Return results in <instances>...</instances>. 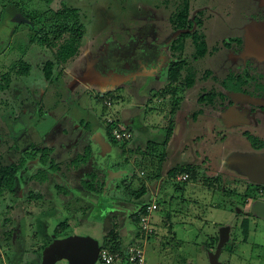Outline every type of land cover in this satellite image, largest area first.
Wrapping results in <instances>:
<instances>
[{
	"label": "rangeland",
	"instance_id": "374dc122",
	"mask_svg": "<svg viewBox=\"0 0 264 264\" xmlns=\"http://www.w3.org/2000/svg\"><path fill=\"white\" fill-rule=\"evenodd\" d=\"M36 2L31 1L27 6L28 10L35 9L37 6L43 7L42 4L38 5ZM157 2H161V0H54V5L66 4L78 8L81 19L86 26L82 45L83 54L66 65L59 64L56 66L54 74V80L58 81L56 84H51L50 80L45 78L43 70L46 62L53 59V53L45 52L43 51L45 49L41 47L30 45L28 36L31 34L30 27L22 24L16 29L19 23L13 21L14 17L12 19L5 17V12L1 15L0 27L3 28L0 29V50H6L0 55V70H7L6 68L10 67L14 61L22 58L24 54L26 55L25 60L32 67L30 75L23 77L21 81L19 80L17 86H13L14 90H11L4 97L7 99L5 103L10 101L13 106L8 109L4 107L5 110H3L1 108L4 103L1 104L0 101V124L4 117L8 119L10 116L22 113L31 114L30 117L22 116L12 126V134L17 136L19 133L15 131L19 130L20 127V137L25 140L17 141L14 136H10L13 144H15L13 150L8 153L11 160H18L22 155L21 148L29 142H37L40 139L38 145L41 146L47 141L54 143L53 145H59L61 141H64V131L68 130L70 135H74L71 139L72 142L76 139L73 143L68 141V144H65L66 150L60 158L61 162H64L65 159L70 160V158L80 159L82 162L79 168L73 170L74 167H72V172L68 170L66 184L70 190L72 182L80 183V176H85L94 171L103 173L101 166L106 169L109 168L110 172H114L113 175L115 172H122L120 176L108 180L104 193L100 195L101 198L84 189V195L80 191H78L79 195L67 193L68 195L65 197L67 202L64 204L61 198L51 201L50 194L57 198V190L50 187L46 189L47 192L44 193L42 201L37 202L34 199H28V190L22 191L21 186L25 183L23 181L20 182L21 186L15 193L9 191L1 193L0 219L11 212L8 210V206H14V218H21V223L25 224L24 228H26L22 235V252L19 250L20 256L21 254L22 256L18 264H43L45 253L54 232H56L55 227L62 222L61 215H55L51 212L54 208L59 209L58 206H62L68 217L65 216V218L73 224L72 228L77 235L81 237L91 235L101 241L104 236L116 228L122 233L124 241L127 243L134 239L137 231L129 213L138 210L143 202H148L149 205L154 202L159 203V209L151 215V233L146 235L147 242L141 244L145 247L148 264H210L209 251L207 250L209 247L206 246V243L211 244V237L217 235L219 227H222L223 224H227L225 227L230 231L233 227L239 226L246 238L257 229L254 218H237L234 209L235 203L233 201L229 203L224 194H218L219 191L213 194L209 193L207 187L201 182H190L183 185L184 181L178 179L180 186H186L184 190H181L175 185L176 182H171L168 179L167 175L171 168L191 164L197 166L202 175L213 177L211 178L213 184L217 183L215 180L218 178H220L218 182L236 178L237 176L234 174L228 175L233 171L228 163L230 157L238 155L239 152H254L258 146L255 136H259V140L264 138V134L262 135L255 130L249 131L251 136H244L241 132L242 129L240 131L239 129L225 128V122L222 120V117L226 115L225 112L219 113L217 110L214 112V109L209 110L206 105L203 104L202 106L198 102L199 96L205 91L217 92L222 90L224 92L226 88H239L236 86V82L232 81L231 75H236V73L231 70V59L227 56L229 55L227 51L223 50V46L225 42L234 46V40L243 37V26L256 19L257 7L259 3L263 7L264 0H191L192 10H204L205 15L209 16L205 25L209 48L212 50L216 45L219 48L217 52H213L214 50L208 52L199 61H194L192 49H187L186 54L190 56L189 59L192 60L193 67L198 71L196 85L181 92V107L177 108V112L173 115L169 108L170 100L168 97L160 99L161 97L157 96L152 99L153 101L151 100L152 102L150 101L149 105L146 106V109L148 107L147 114L140 109L136 118L138 123L135 122V119L133 120L131 137L126 140V154L121 157V144L116 145L112 142L109 143V141L103 143L102 140H99L101 133H104L106 129V120L112 121L114 118H118L117 115L122 116L125 109H137L139 106L141 108L145 104L146 97L150 94L153 96L154 90L156 93L168 83L164 77L155 79L152 85L144 87L143 94L146 92V95L130 92L133 94L130 96L127 91L128 87L122 84L127 83L140 72H137L136 67L131 74L124 75L123 68L132 66L131 61H133L128 62L124 57L128 56L129 49H133V47L131 48L129 42L119 43L114 38L124 40L131 36L130 41L133 42L134 38L136 40L138 36L147 38L151 35L152 43L149 45L146 42H140L139 46L141 47L138 50L137 58H131L140 62L142 67L144 66L143 68H147L145 63L151 64L153 62L147 61V59L154 58V54L157 53L160 57L164 56L165 54L161 52L160 48L154 45L168 41L171 28L169 15H171L173 5L166 8L165 5L155 6ZM2 5L3 2L0 0V10L3 9ZM166 16H169L167 20ZM44 19V16L38 17L35 22ZM176 34H178L176 31L172 32L169 38ZM252 40L253 36L250 43ZM98 44L102 45L99 50L102 52L100 57L102 64L109 68L113 77L119 80V83L117 81L118 84L109 80V75H105V79L102 78L104 75H94L96 73L92 71L93 67H100L97 61L99 51L90 52V47ZM253 44L255 45L254 41H252ZM123 48L128 50L123 51ZM28 49L29 51H27ZM85 53H89V55L83 59ZM180 56V52H175L176 58ZM116 58H121V62L124 63L120 66L117 65L120 59ZM164 60H167V56H164L161 62L164 63ZM82 62L85 63L83 68L87 66L86 63L89 64L85 77L82 79L85 83L82 81L75 83L76 73L78 75L83 73ZM242 66V64L239 66L240 71H244ZM113 68H117L116 75L112 72L114 71ZM203 73H210V77L204 79ZM16 81L18 82V79ZM226 82L227 84H225ZM119 85H122L123 88ZM153 86L154 90H152ZM115 87L120 88L118 92L121 96L124 94L126 96L114 102L112 107L107 106L105 108L106 105L110 106L107 104L109 103V92H112ZM54 89L56 91L58 89L62 95L57 99L52 98L50 101L56 100L59 103L62 99L63 105H69L67 107L69 110H67L70 113H66L67 122L59 119V115L62 114L61 111L49 109L48 105L42 110L39 109L38 105H34L33 99L39 100L46 90L48 93L53 92L54 94L56 92ZM97 97L103 100L101 99L100 102L96 100ZM1 99L2 96L0 95ZM238 104L241 103L235 104L231 111L237 110ZM242 104L247 105V103ZM201 109L205 112H201ZM198 110L199 114L195 117L194 114ZM37 112L39 114L47 112V117L55 119L53 125L48 126L49 123L47 124L48 120L46 119L37 124L39 118V116L35 118ZM33 116L35 122H33ZM170 119L173 120L174 125L172 127L175 128V132L168 142L167 160L162 169L163 177L158 181H149L148 193L141 200H136L132 192L139 189L143 178L134 177L132 184L130 176H128L134 171V164H137L138 154L134 153L133 150L138 146L146 147L149 140L158 141L159 144L163 145L162 142L167 139L168 134L164 124L166 121L170 122ZM34 124H37V130H31ZM44 129L48 133L42 131ZM24 131H28V137L23 136ZM2 137L0 134V140ZM98 142L101 144L99 145ZM87 149L91 150V155L85 162L84 156ZM98 151L101 153L100 156L97 154ZM4 162L8 163L9 161ZM36 165L40 166L41 163H36ZM145 171L137 168L135 172L143 177ZM106 180L107 177H105ZM28 184L33 185V182L29 181ZM51 184V182H45V184H38V187L50 186ZM59 185L64 186V183H59ZM75 192L77 191L75 190ZM42 194L43 192L38 193V195ZM181 195L182 197H180ZM47 199H50V202ZM27 200L31 202L28 201L27 203ZM23 202L26 204L25 206ZM18 203L20 207L17 208ZM49 204H54V206L51 207ZM143 225L142 222L138 226L142 228ZM11 226L13 224L10 223V226L7 227L10 228ZM257 230L261 234V242L264 233L260 229ZM9 231L7 230L6 233ZM262 241L264 244V238ZM228 242L229 240L225 241V245ZM24 249H26L25 254ZM261 249H264V245H261ZM27 251H31V254L28 252V255ZM247 258L249 257L246 254L240 253L238 257L237 253L232 259V264H248L242 261ZM248 260L252 264H257L252 258ZM95 264L102 263L98 259Z\"/></svg>",
	"mask_w": 264,
	"mask_h": 264
},
{
	"label": "trees",
	"instance_id": "16d2710c",
	"mask_svg": "<svg viewBox=\"0 0 264 264\" xmlns=\"http://www.w3.org/2000/svg\"><path fill=\"white\" fill-rule=\"evenodd\" d=\"M3 2V9L0 10V17L5 12L6 16L10 19L13 17V21L15 23H19L16 26V29L22 25L25 24L27 27H30L31 34H29V42L31 46H38L45 50V52H52L54 57L51 60H48L43 68L44 75L47 80H50L51 84H56L58 81L54 80V74L55 69L57 65L61 64H68L71 60L76 59L77 57H80L83 54L82 51V45H83V38L86 33V26L85 23L82 21L80 16V11L76 7H70L66 4L62 5H54V0H1ZM31 1H37L36 3L42 4L43 7H36L35 9L28 10V5ZM6 3V4H5ZM45 4V5H44ZM54 6H53V5ZM165 5L166 7H170L173 5V9H171V15L169 26L170 28V34L174 31L179 30H186L180 34H176L172 36L166 43L159 44V46L166 51L167 60L162 63L161 57L156 53L154 54V58H149L147 61L151 60V64H147V68H143L142 64L138 62L135 59L131 58H137V54L139 53V49L141 46H139L138 42L135 44L133 49H129V52L127 53L128 56L124 57L127 59V61H131L132 66H128L126 68H123L124 75L127 76L132 73V70L137 67L138 75L134 78V85L132 88L127 89L130 96L136 93L142 95H146V92L143 94L144 87L152 85V82L155 79H161L164 77L167 79V84L164 87H161L159 90H154V86L152 87V90H154L153 96L150 94L148 97L144 100V105L140 106L137 109H125L122 116H118V118H114V120H106V129L104 133H101L102 136H104L106 141H109L119 145L121 144V153L120 157L123 154H126V147H127V138H124L123 140H118L116 138V133H124V132H132L134 125V119L136 122V118L138 115V112L144 110L146 114L148 113V107L146 109V106L149 105V102L156 98L157 96H160V99H163L165 97H168L170 100L169 108L171 109L172 115L177 112V108L181 107L182 99L180 97V94L182 91H185L186 88H192L196 85L198 80V71L193 67L192 60L189 59L190 56L186 54L187 49H192V56L194 61H199L201 58L205 57V55L208 52H217L218 45L214 46L216 48L210 49L208 42H207V34L205 31V25L206 21L209 19V16L205 15L204 10L195 11L191 9V0H161V2H157L155 6ZM13 8V10H12ZM14 11V12H13ZM44 16L45 19L42 21L35 22L38 17ZM169 16H166L169 18ZM25 17V18H23ZM31 20V21H30ZM3 27L1 26L0 29ZM128 40H131V36H128L126 39L122 40L123 42H127ZM135 40V38H134ZM133 40V41H134ZM155 41V40H154ZM235 44H237L236 49H241L242 45L244 44V38L241 37L240 39L234 40ZM228 42L224 43V46H227ZM102 45L98 44L94 47H90V51H96L97 49L101 48ZM6 49L0 50V55L5 52ZM42 50V49H41ZM124 50H128L123 48ZM29 51V49L27 50ZM175 52H180L181 56L176 58ZM89 55V53L84 54V58ZM25 54L22 58L14 61L10 67L6 68L7 70H0V95L2 96L1 104L4 103V106L1 108L3 110L5 108H9L13 106V103H5L7 102V99L4 98L5 95L9 94L11 90H14L13 86L19 83V80L21 81L23 77L29 76L31 72V64L25 60ZM117 59V58H116ZM120 61H122L121 58H119ZM126 61V63H127ZM159 61V62H158ZM124 62H120V64H123ZM191 63V65H190ZM87 64V63H86ZM83 65L85 63H81V66L83 68ZM86 67L82 69V72L84 73ZM104 73L105 70L102 68H99ZM122 71V70H121ZM82 73V74H83ZM166 74V75H165ZM233 77L234 82H236V86H239V88L244 85L248 84L250 81L247 78H244L241 75L236 76L231 75ZM210 77V73H203V78L207 79ZM230 77V76H229ZM18 79V82L16 81ZM230 79V78H227ZM84 81V80H83ZM16 82V83H15ZM132 79L127 82V84H122L124 86L128 84H132ZM227 84V82L225 83ZM122 85H119L122 87ZM17 86V85H16ZM123 88V87H122ZM238 89H228L225 90H239ZM120 88L115 87V89L112 92H109V105H106L105 108L112 107L114 105V102L119 101L121 98H125L126 96H121L118 92ZM55 90V89H54ZM215 91V92H208L205 91L199 96L198 102L204 105H206L210 109L219 110L221 105H223V102L226 101V91ZM56 91V90H55ZM62 92H60L58 89L56 92L48 93V91H44L41 98L38 100L33 99L35 101L34 105H38L39 109L46 108L47 105L49 106V109L61 111V115H59L60 120H68V117H66V113H70L68 110L69 105H63L62 99L58 102L56 100L54 102L50 101L52 98L57 99L60 97ZM56 94V95H55ZM128 96V97H130ZM152 96V97H151ZM26 97V95H25ZM31 97V96H30ZM102 98L97 97L96 100L102 101ZM159 99V100H160ZM153 101V100H152ZM151 101V102H152ZM61 106V107H60ZM201 106V107H202ZM145 107V109H143ZM68 109V110H67ZM43 110V109H42ZM201 112H205V110L201 109ZM5 112V111H4ZM131 112V114H130ZM200 112V113H201ZM170 113V112H169ZM64 114V115H63ZM130 114V115H129ZM199 114V110L195 112L196 115ZM25 116H31L29 113H22L16 116H10L8 119L3 118L2 123L0 124V134L3 136L0 140V194L4 189L6 191L16 192L19 189V185L16 186V178L17 173L19 171L20 165L14 164L12 162L5 163L4 159L5 154L8 151L7 148L5 149V146L10 145L11 142H9L10 136H14V139L18 140H25L23 137H20V127L19 130H16L15 132L18 135L15 136L12 134L13 130V124L17 122L20 118ZM37 124H40L42 121L48 120L47 124L48 126L53 125L55 119H50L47 117V112H44L39 114V112L36 113L35 118L38 117ZM35 118L33 116V119L35 122ZM171 120V119H170ZM142 122L141 120H139ZM138 123V122H136ZM135 123V124H136ZM143 123V122H142ZM37 124H34L33 128L31 130H37ZM90 125V123H87ZM143 125V124H142ZM173 120L166 121V124H164L166 130H167V139L162 142L163 145L159 144L158 141L155 140H149L147 141V146L142 147L138 146L136 149L133 150L134 153L137 155V164H134V171L132 173H129L131 183L133 184L134 179L136 177L143 178L141 179L140 187L138 190H134L132 192L133 197L136 200H141L143 196H145L149 189H148V182L149 181H155L162 179V169L163 165L167 160V146L168 142L170 140L171 135L175 132V128H173ZM48 131L46 129L42 130ZM41 131V132H42ZM133 135V134H132ZM23 136H29L28 131H24ZM64 139L66 142L67 139H72L74 135H70L68 130H65L63 133ZM122 141V142H120ZM7 142V144H6ZM40 143V139L37 142H31L28 143V147L31 149L32 147L38 145ZM161 143V142H160ZM37 152L40 151V149L36 150ZM9 152V151H8ZM100 156V151L97 153ZM91 155V150L87 149V153L84 156L85 162L88 161L89 157ZM43 160L40 162L45 165L48 164L49 156L44 152V155L42 156ZM52 163H54V160H50ZM82 162L80 159H76L71 163H64V167L61 166V164H51V166L48 167V169H40L35 174H32L29 176V180L36 181L37 183L42 184L44 181H47L51 178V180H54L57 176L61 175L62 182L64 183V186L59 185V181L55 179L57 182L56 189L62 190L63 197L68 195L67 193H72L73 195L78 194V191L81 192L82 195H84V189L89 191L90 193L94 195H98L99 198H101V194L104 193L105 187L108 185V180L114 179V177H117L118 175H121L120 172H110L109 168H103L101 166V169L103 173L98 172H90L87 173L85 176H80V183H73L71 184V190L68 188V185L66 184V178L68 174V170H71L72 167L73 170L79 168L80 164ZM139 170H146L145 176L141 177L139 176L135 171L136 169ZM113 173V174H112ZM181 174H189V180L186 182H183V185H187L190 182H201L203 185L209 186L212 183L211 177H207L205 175H202L199 168L195 165L187 164V165H180L174 168L169 169L168 171V179L171 182H176V186H178V189L184 190L186 186H180L179 182L177 181V177ZM105 177H107V180L105 181ZM135 177V178H134ZM22 179H25V177H22ZM220 178L216 179L215 181H219ZM211 182V183H210ZM54 189V188H53ZM75 190L77 192H75ZM79 195V194H78ZM67 202V200H66ZM149 206V203L143 202L141 207L136 210L129 213L132 217V223L137 228V231L135 232L134 239H131L127 243H125L124 238L122 236V233H120L116 228L109 232L108 235L104 236L103 240L100 241V247L102 249L108 248L113 253H122L123 256L126 255V251L128 250L129 246L132 245H141L142 241L146 237V231L140 228L138 225L141 223V219L144 215L147 214V208ZM127 213V212H126ZM66 218L67 215H65ZM65 218V217H64ZM62 219V222L59 223L58 227L56 228V232H54V235H60L63 232L72 229V223L69 221V219L64 220ZM53 238L51 239L52 242ZM211 243L215 244L218 239L217 237H211ZM47 245V244H46ZM206 246L210 247V244L206 243Z\"/></svg>",
	"mask_w": 264,
	"mask_h": 264
},
{
	"label": "flooded vegetation",
	"instance_id": "af4514ba",
	"mask_svg": "<svg viewBox=\"0 0 264 264\" xmlns=\"http://www.w3.org/2000/svg\"><path fill=\"white\" fill-rule=\"evenodd\" d=\"M256 19L253 21V24H257L254 26H250L248 28L249 24H246L243 26L244 30V44L242 45L241 49H236L237 44H228L227 46H223V50L227 51V56L230 57V62L232 64V72L236 73V76H239L242 74L244 78H247L250 82L248 84L242 85L239 90H225L226 91V101L223 102V105H221L220 109L217 110L219 113L225 112L226 115L223 116L222 120L225 122L224 127L225 128H231V130H237L239 129L244 136H251V133L249 132L250 130H255L256 132H260V134H264V5L263 7L259 3L256 11ZM250 22V21H249ZM259 23V24H258ZM254 31V33L252 32ZM252 32L253 40L255 45H252V41L250 43V39L248 38V34ZM151 34V33H150ZM172 34V33H171ZM168 35V40L172 37L169 38ZM151 36V35H150ZM136 37L135 41H130L128 40L131 44V48L135 46L138 42H146L147 44H151V38L152 37ZM116 40H118L119 43H122V40L117 39L114 37ZM138 38V39H137ZM166 43L164 41L162 44ZM156 47L160 48L161 52H163L166 55L165 49L161 48L159 44L155 45ZM102 48V47H101ZM101 48L97 49L96 51H99ZM222 50V51H223ZM91 52V51H90ZM121 53V52H120ZM102 52L99 51L97 55V61L98 64L100 65L97 66L98 68H102L105 70V74L109 75L110 78L114 79V77L111 75L109 68L105 67L104 64H102V58H100L102 55ZM163 54V55H164ZM164 55V56H165ZM164 56H161L163 58ZM99 58V59H98ZM119 59V58H117ZM228 60V58H227ZM120 60L117 65L120 64ZM165 62V60H164ZM163 63V62H162ZM243 65V70H239V66ZM89 67V64L87 63L86 70ZM111 68V67H110ZM236 68V69H235ZM114 74L116 75L117 73V68H113ZM111 69V70H113ZM102 71V70H101ZM103 72V71H102ZM119 73V72H118ZM85 77V71L84 73H76V82L77 81H82V79ZM105 77V75H104ZM136 77V76H135ZM134 77V78H135ZM134 78L132 79L133 83L126 85L129 88H132L134 85ZM85 83V82H84ZM127 84V83H126ZM130 90V89H129ZM237 107H239L237 110L232 109V107L237 104ZM242 103H247V105H243ZM210 110V108H209ZM214 112L215 109H214ZM83 134V133H82ZM255 134V133H254ZM50 139V138H49ZM48 139V140H49ZM66 139V138H65ZM64 139V141H65ZM76 139V138H75ZM74 139V140H75ZM255 139L258 141L257 143V150L254 152H248V153H258V154H263L264 153V138H261L259 140V136H255ZM73 140V142H74ZM61 141L59 145H53L54 143H49L48 141L46 144L43 146L41 145H36L32 147L31 149L28 147V144H25L22 150V155L18 160H11V157H9L8 153L12 151L15 147L14 142L9 140L11 142L10 145L7 144L5 146V149L7 148L5 158H3L5 161L12 162L14 164L20 165L19 171L17 173V178H16V186L19 185L21 186V181L25 182L22 187V191H29V197L28 199H34L35 201L39 202L40 200L42 201L43 195L46 191V189H49L50 187L54 190L56 189L57 181L58 183L62 184V179L61 175L57 176L54 180L48 179L47 181H44L42 184H45V182H51L52 184L50 186L44 185L42 187H38V184L36 181H33V185L28 184L29 181V176L32 174H35L38 172L40 169H48L51 164H61V166H65L64 163H71L74 161V159L68 160L65 159L64 162H61V157L66 150L65 144H68L69 142H72L71 139H67L66 142ZM72 142V143H73ZM31 143V142H29ZM37 149H40V151H36ZM44 152L49 156L48 159V164L43 165L40 161L43 160V155ZM242 153V152H239ZM40 159V161H39ZM54 160V163L50 160ZM227 162V161H226ZM36 163H41V165H36ZM212 164V162H210ZM35 164V165H33ZM238 167H241L240 164L237 165ZM242 168V167H241ZM236 175V178L232 179H226L224 182L220 181L214 184H209L206 186L207 189L209 190V193H217L218 191L220 193L218 194H224L227 197V200L229 203L233 201L235 203V212L237 214V218H254V223L257 227V229L262 230V233H264V219L260 217H256L253 213V207L258 204L257 206L260 209H264V183H258L256 181H253L250 179L248 176H244L243 173L240 171H235L233 170L232 172L228 173V175ZM22 177H25V179H22ZM210 177V176H207ZM217 177V176H214ZM213 178V177H211ZM15 182V183H16ZM32 183V181H31ZM1 189V186H0ZM57 193L56 196L57 198L53 197L52 194L51 201H55V199L58 200V198L63 199L64 204L66 203V199L62 195V190L59 188L56 189ZM6 189L2 191L5 192ZM49 191V190H48ZM11 192V191H9ZM42 195H38V193H42ZM12 193V192H11ZM221 194V195H222ZM182 197V195L180 196ZM184 197V196H183ZM46 198V196H45ZM48 200V199H47ZM29 200L26 202L28 203ZM50 202V199L48 200ZM31 202V201H29ZM24 203V202H23ZM1 204V202H0ZM26 204L24 203V206ZM50 205V204H49ZM51 207L54 206V204L50 205ZM20 207V204H17V208ZM58 208L52 209V213L55 215H61L62 219L65 217V212L62 208V206H58ZM232 207V206H231ZM8 210H11L9 214H6L0 219V264H18L20 262V256L19 250L22 252V242H23V232L26 228H24L23 223H21V218H17L13 216L15 213L14 211V206H8ZM50 213V212H49ZM253 216V217H252ZM28 220V219H27ZM10 223L13 224L10 228L7 226H10ZM61 223V222H60ZM59 225V224H58ZM56 225L55 228L58 227ZM227 226V224H223L222 227H219V230H221L223 227ZM5 228H8L7 230H10L9 232L6 233L7 230ZM38 228V227H37ZM235 229V231H234ZM255 230V232H251V235L246 238L244 233L241 232V228L237 226V228L233 227V229L230 230H224V238H226L229 234V242L223 247L221 250V253L219 254V261L222 262L223 264H232V259H234V256L238 253V257L240 256V253L246 254L249 258H252L253 261L257 264H264V249H261V245L263 244V238H261L260 242V236L261 234L258 232V230ZM217 231V235L212 236L217 237L218 241L215 244H210V247L207 248L209 251V261H210V255L213 257V253L217 251V246L219 244V241L221 239V233ZM230 231V232H229ZM254 235V236H252ZM259 235V236H258ZM53 238V237H52ZM47 244V243H46ZM256 247V249H254ZM24 254L26 253V249H24ZM35 251V250H34ZM28 252L31 251H27ZM33 252V251H32ZM36 252L38 250L36 249ZM223 254V256H222ZM29 255V254H28ZM242 260L243 262H246L248 264H252L248 259Z\"/></svg>",
	"mask_w": 264,
	"mask_h": 264
},
{
	"label": "water",
	"instance_id": "95a60500",
	"mask_svg": "<svg viewBox=\"0 0 264 264\" xmlns=\"http://www.w3.org/2000/svg\"><path fill=\"white\" fill-rule=\"evenodd\" d=\"M254 24L250 22L248 28L257 25ZM184 31L186 30H179L176 33L180 34ZM252 32L254 33V31ZM252 32L248 34L250 40L252 38ZM104 140L105 138L103 136L102 142L106 143V140ZM228 163L233 170H241L244 175L253 181L264 183V153H238V155L230 157ZM238 164L242 168L238 167ZM257 205L253 207V213L256 217L264 219V209H260ZM224 230L229 229L223 227L219 230L221 239L217 246V251L213 253V257L210 255V264H223L219 261V254L225 245V241L229 240V234L224 238ZM100 249V240L91 235L81 237L72 228L60 235L53 236V240L45 253L43 264H95L99 259Z\"/></svg>",
	"mask_w": 264,
	"mask_h": 264
},
{
	"label": "built area",
	"instance_id": "2783aa9c",
	"mask_svg": "<svg viewBox=\"0 0 264 264\" xmlns=\"http://www.w3.org/2000/svg\"><path fill=\"white\" fill-rule=\"evenodd\" d=\"M115 133L118 140L131 137V132ZM178 179L185 182L189 179V174H181L179 178H177V181H179ZM157 209H159V204L156 202L150 204L147 208V214L141 219V223H144L142 229L146 231V235L149 232L151 233V215ZM145 242H147L146 237L142 243ZM99 260L102 264H148L145 247L142 245L129 246L125 256H123L122 253H113L108 248L102 249L99 253Z\"/></svg>",
	"mask_w": 264,
	"mask_h": 264
},
{
	"label": "crops",
	"instance_id": "0c3cea01",
	"mask_svg": "<svg viewBox=\"0 0 264 264\" xmlns=\"http://www.w3.org/2000/svg\"><path fill=\"white\" fill-rule=\"evenodd\" d=\"M88 71H89V70H88ZM92 71L96 73V74H94L95 76L106 75V74L102 73V71H101L98 67H93ZM85 72H86V69H85ZM87 73H88V72H87ZM89 73H90V71H89ZM89 73H88V74H89ZM102 78L105 79L104 76H102ZM109 78H110V77H109ZM109 80H113V81H115L116 84L119 83V80H118L117 78H115V77H114V79L110 78ZM117 81H118V83H117ZM102 137H103V136L101 135V136L99 137V138H101V139H99V140H102ZM98 144L100 145L101 143L98 142ZM158 183H159V182H158ZM153 194H154V191H153Z\"/></svg>",
	"mask_w": 264,
	"mask_h": 264
},
{
	"label": "clouds",
	"instance_id": "9594fccd",
	"mask_svg": "<svg viewBox=\"0 0 264 264\" xmlns=\"http://www.w3.org/2000/svg\"><path fill=\"white\" fill-rule=\"evenodd\" d=\"M189 180V179H188ZM186 182V181H185ZM157 204H159V203H157ZM158 210V209H157Z\"/></svg>",
	"mask_w": 264,
	"mask_h": 264
}]
</instances>
